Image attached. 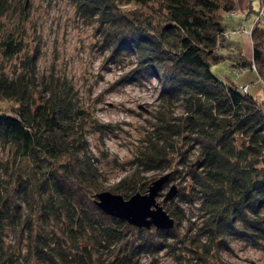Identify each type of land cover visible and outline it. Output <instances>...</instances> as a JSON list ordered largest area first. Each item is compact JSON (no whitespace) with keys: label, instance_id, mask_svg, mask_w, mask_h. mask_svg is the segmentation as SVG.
<instances>
[{"label":"trees","instance_id":"obj_1","mask_svg":"<svg viewBox=\"0 0 264 264\" xmlns=\"http://www.w3.org/2000/svg\"><path fill=\"white\" fill-rule=\"evenodd\" d=\"M68 1L109 58L127 59V81L157 79L156 105L133 170L106 187L87 135L108 125L80 104L64 73H38L27 1L0 0V264H138L178 244L209 264L229 237L264 249V99L211 70L232 44L223 32L237 0ZM253 11L251 58L239 45L228 58L264 74V13ZM168 169L169 180L187 181L177 201L161 204L178 225L179 202L196 203L192 234L138 228L94 203L103 190L144 193L143 173Z\"/></svg>","mask_w":264,"mask_h":264},{"label":"rangeland","instance_id":"obj_2","mask_svg":"<svg viewBox=\"0 0 264 264\" xmlns=\"http://www.w3.org/2000/svg\"><path fill=\"white\" fill-rule=\"evenodd\" d=\"M26 1L28 20L24 23L25 39L30 48L38 49V73H46L51 69L64 73L77 90L80 104L91 112L96 121L108 125L103 132L90 131L87 141L104 171V185L110 187L133 170L130 163L137 153L144 131L148 129L147 121L156 105L159 82L155 78L149 81H127V59L121 57L113 61L109 58L108 53L102 49V39L95 26L86 24L68 0ZM237 3L234 11L224 15L227 26L223 35L226 38L229 36L232 44L222 51V60L211 64V70L228 83L247 84L251 95L264 99V74L259 73L257 65L251 63L244 69L239 67L236 59L231 64L228 58L232 49H236L235 45L242 48L243 58H251L249 31L256 17L253 10L258 9L264 13V3L260 0H237ZM129 7L123 5L121 8ZM2 105L8 107L9 104L4 102ZM170 171H149L143 175L150 178L151 182ZM182 181V178L168 180L156 197L157 202L163 204L162 199L170 186L178 188V183ZM186 181L187 178L182 185ZM170 200L177 201V194ZM179 203L182 217L178 225L173 218V226L169 229L175 228L176 234L183 237L184 234L194 232L193 226L200 222V211L194 202ZM227 240L229 249L210 256L207 260L209 264H264V249L246 240L232 237ZM167 241L174 243L173 239ZM167 251L160 249L153 255L142 254L138 264L202 262L201 258H194L179 244Z\"/></svg>","mask_w":264,"mask_h":264},{"label":"water","instance_id":"obj_3","mask_svg":"<svg viewBox=\"0 0 264 264\" xmlns=\"http://www.w3.org/2000/svg\"><path fill=\"white\" fill-rule=\"evenodd\" d=\"M170 173H165L152 180L144 193L139 191L128 198L121 194L103 190L93 194V200L105 214L125 220L129 225L150 229H169L173 218L166 212L156 197L169 180ZM177 188L171 185L162 201L170 200L176 195Z\"/></svg>","mask_w":264,"mask_h":264},{"label":"built area","instance_id":"obj_4","mask_svg":"<svg viewBox=\"0 0 264 264\" xmlns=\"http://www.w3.org/2000/svg\"><path fill=\"white\" fill-rule=\"evenodd\" d=\"M243 89H245L246 87H242Z\"/></svg>","mask_w":264,"mask_h":264}]
</instances>
